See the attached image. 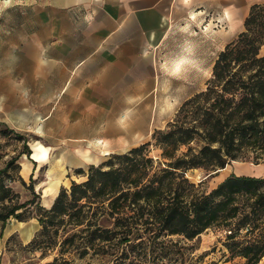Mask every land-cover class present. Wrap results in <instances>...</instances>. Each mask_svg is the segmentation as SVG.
I'll list each match as a JSON object with an SVG mask.
<instances>
[{"label": "trees", "instance_id": "1", "mask_svg": "<svg viewBox=\"0 0 264 264\" xmlns=\"http://www.w3.org/2000/svg\"><path fill=\"white\" fill-rule=\"evenodd\" d=\"M262 9L261 4L251 7L246 30L218 55L206 88L180 106L166 129L155 130L150 141L126 153L112 155L105 165H92L87 179L62 188L51 208L38 206L37 218L44 230L62 223L82 227L81 232H89L87 246L93 247L97 240L108 243L118 237L122 243L140 238L141 229L155 243L171 235L194 239L210 228L222 227L230 231L227 247L232 257L246 258L245 264L261 261L264 178L231 174L204 192L186 172L224 168L245 158L249 149L264 150ZM24 143L26 153L31 154ZM184 145L187 151L179 154ZM150 146L162 151V161L150 155ZM33 200L20 202L0 178L3 225L11 217L22 220L23 209ZM99 211L113 220L112 228L98 224ZM243 231L248 238L242 237Z\"/></svg>", "mask_w": 264, "mask_h": 264}, {"label": "rangeland", "instance_id": "2", "mask_svg": "<svg viewBox=\"0 0 264 264\" xmlns=\"http://www.w3.org/2000/svg\"><path fill=\"white\" fill-rule=\"evenodd\" d=\"M43 1L13 0L0 10V178L19 196L20 202L34 198L33 203L23 209L22 220L18 221L36 220L39 227L32 241L24 243L17 233L5 237L4 229L17 224L16 218H9L7 226L0 222V248L3 256L0 264H129L132 261L135 264H245L246 258L232 257L227 247L231 242L227 238L230 233L228 228L213 227L194 239L181 235L163 239L160 237L155 243H152L153 239L148 240V235H144V229H141L139 233L143 235L140 238L130 237V241L122 243L118 237L108 243L97 240L93 247L87 246L85 236L89 232H81L82 227L73 228L69 223H62L43 229L37 221V213L41 212L38 206L44 203L51 179H58L59 194L62 188H69L73 181H85L92 165H105L112 155L126 153L150 141L154 133L152 131L142 138V143L132 141L127 144V148L111 150L107 154L91 149L93 154L100 155V159L90 161L87 165L70 166L64 161L63 155L78 153L82 145L78 146L69 136L57 133L60 131V120L37 117L39 112H44L42 107L45 104L37 103L34 95H28L25 89L19 87L17 75L19 66L24 64L20 63V57L13 47V30L16 28L19 33L20 26L27 24L32 15L31 8ZM260 4L264 6V2ZM250 9L235 23L228 21L219 8L201 13L192 8L179 7L166 19L151 47L157 65L164 72L168 91L162 103L154 104V107L159 106L165 113L166 119L162 122L164 127L161 130L166 129L167 123L173 120L187 99L206 88L218 55L246 30L244 23ZM259 12L264 20V9ZM260 54L264 55V44ZM181 62L180 71L174 72L176 65ZM116 139L119 140V136ZM24 141H27L31 154L26 153ZM36 144L48 148L50 154L47 162L33 160ZM191 146H196V143H191ZM150 147V155L157 162L162 161V151ZM187 148L182 146L179 154L186 152ZM262 158L264 150L249 149L245 158L233 160L226 165L230 170L225 177H222V168L210 171L193 168L187 170L186 176L199 185L200 191L210 192L227 175L252 174L264 178V175L236 171L238 167L255 169L264 166ZM56 162L59 163V172L54 174L51 173V167ZM96 216L101 227H113V220L106 214L99 211ZM259 222L264 226V214ZM241 235L243 238L249 236L245 231ZM86 250L88 253H84ZM258 264H264V256Z\"/></svg>", "mask_w": 264, "mask_h": 264}, {"label": "crops", "instance_id": "3", "mask_svg": "<svg viewBox=\"0 0 264 264\" xmlns=\"http://www.w3.org/2000/svg\"><path fill=\"white\" fill-rule=\"evenodd\" d=\"M261 2L44 0L31 8L19 33L13 30L14 52L24 64L17 75L19 87L45 104L37 117L60 120L57 133L82 145L75 155L88 153L97 161L100 155L91 149L101 154L124 149L164 127L165 113L157 105L168 93L167 83L151 47L176 8L201 13L219 8L235 23ZM90 161L83 160L85 165ZM57 194L42 206L50 208ZM35 221L17 220L4 229L5 237L17 233L24 243L31 242L39 229Z\"/></svg>", "mask_w": 264, "mask_h": 264}, {"label": "bare ground", "instance_id": "4", "mask_svg": "<svg viewBox=\"0 0 264 264\" xmlns=\"http://www.w3.org/2000/svg\"><path fill=\"white\" fill-rule=\"evenodd\" d=\"M49 154L50 153H49L47 147H45L42 144H36L34 146V151H33V154H32V158L34 160H36L37 162H39V163H44V162H47L49 160ZM84 158L85 159H89L91 161L94 160V159L92 160L91 155L88 154V153H86L84 155L82 154V156L77 155V154L76 155L75 154H71V155L65 154V155H63L64 161L70 166L85 165L84 162H83ZM222 170H223L222 177H225V175L229 172L230 169L227 168V166H226ZM236 171L238 173H253V174H256V175H264V166H259V167H256L255 169L254 168H250V167L249 168L238 167V168H236ZM58 172H59V163L56 162L51 167V173L57 174ZM58 184H59L58 179H51L50 180L49 186L47 187L46 192H45L46 193L45 199H44V203L45 204H49L53 200L54 196L57 194V192H58Z\"/></svg>", "mask_w": 264, "mask_h": 264}, {"label": "clouds", "instance_id": "5", "mask_svg": "<svg viewBox=\"0 0 264 264\" xmlns=\"http://www.w3.org/2000/svg\"><path fill=\"white\" fill-rule=\"evenodd\" d=\"M13 2V0H0V10L3 9V7H7Z\"/></svg>", "mask_w": 264, "mask_h": 264}, {"label": "snow or ice", "instance_id": "6", "mask_svg": "<svg viewBox=\"0 0 264 264\" xmlns=\"http://www.w3.org/2000/svg\"><path fill=\"white\" fill-rule=\"evenodd\" d=\"M183 62H181V63H178L177 65H176V67H175V69H174V72H179L180 71V69H181V64H182Z\"/></svg>", "mask_w": 264, "mask_h": 264}]
</instances>
